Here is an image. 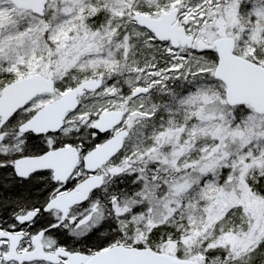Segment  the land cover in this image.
Listing matches in <instances>:
<instances>
[{
  "label": "snow or ice",
  "instance_id": "1",
  "mask_svg": "<svg viewBox=\"0 0 264 264\" xmlns=\"http://www.w3.org/2000/svg\"><path fill=\"white\" fill-rule=\"evenodd\" d=\"M0 264H264V0H0Z\"/></svg>",
  "mask_w": 264,
  "mask_h": 264
}]
</instances>
